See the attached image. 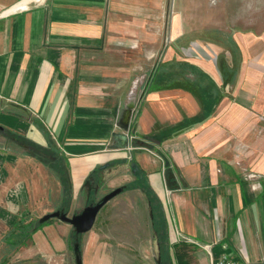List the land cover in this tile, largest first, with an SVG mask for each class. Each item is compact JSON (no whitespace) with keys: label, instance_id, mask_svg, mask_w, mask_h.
<instances>
[{"label":"crops","instance_id":"obj_1","mask_svg":"<svg viewBox=\"0 0 264 264\" xmlns=\"http://www.w3.org/2000/svg\"><path fill=\"white\" fill-rule=\"evenodd\" d=\"M177 1L0 0V126L59 152L71 208L84 190L124 187L88 232L84 264L264 262V37L212 64L185 44ZM16 159L0 147L1 223L39 200L66 206L63 187L19 185ZM72 233L51 219L37 251L9 264L69 248Z\"/></svg>","mask_w":264,"mask_h":264},{"label":"rangeland","instance_id":"obj_2","mask_svg":"<svg viewBox=\"0 0 264 264\" xmlns=\"http://www.w3.org/2000/svg\"><path fill=\"white\" fill-rule=\"evenodd\" d=\"M176 13L179 16L183 37L187 38L185 44H198L199 55H208L212 64L216 62L214 60L215 55L219 54L221 50H224L225 53L223 57H228L229 61L231 58L234 60L235 55L239 53V45L241 47L243 45L248 54L251 52L252 40H262L260 35L264 37V0H178ZM189 36L192 37L190 43ZM31 146L34 144L28 140L24 139L20 143H15L0 133V147L17 157L13 169L18 174L16 177L19 185H22L24 189L45 188L48 189L50 197L54 196L65 182V176L60 167L59 152L53 148L45 149ZM14 170L12 173L15 172ZM102 197V194L91 195L90 201L96 203ZM87 200L89 198L87 199L86 190H84L81 200L73 208H70L69 215L82 211ZM52 206L51 199H44L27 206L26 211H30L34 219H39L50 213ZM103 208L100 210L97 219L103 212ZM99 221L97 223L99 227L95 226L96 230L100 228L101 223ZM8 229L7 225L5 226L0 222V261L7 252L3 233ZM90 234L86 233L80 237L81 249L88 241ZM74 239L75 234L73 232L69 241ZM98 243L104 249L116 250L123 257L129 255L128 245L109 246L96 242L97 246ZM32 245L21 248L20 253L17 252L12 258L34 254L37 250ZM48 251L35 256L33 258V260H37L35 264H74L73 245L71 243L69 248L67 246L66 249L62 248L59 251L52 248ZM119 264H129V261L123 260Z\"/></svg>","mask_w":264,"mask_h":264},{"label":"water","instance_id":"obj_3","mask_svg":"<svg viewBox=\"0 0 264 264\" xmlns=\"http://www.w3.org/2000/svg\"><path fill=\"white\" fill-rule=\"evenodd\" d=\"M131 117V112H129L126 122L127 124L123 127L125 130L128 129V121ZM0 130H3V127L0 126ZM69 183V190L72 192V184L71 180L68 177L67 178ZM167 186L169 188L174 187L172 183L173 182V175L170 172L169 177L167 179ZM87 185H89L87 183ZM124 187H118L107 194H105L97 203H88L82 211L69 215L70 214V208L71 203H69L67 206L62 207L59 210H55L53 212L47 213L43 215L41 218H39V223L44 224L48 222L51 219H58L62 222H65L67 224H70L73 227V232L75 234V239L71 241V244L73 245V258L75 264H84L83 263V255L81 250V242L79 240V237H82L84 234L90 232L96 222L97 216L100 212V210L113 198H115L117 195H119L121 192H123ZM72 196V194H71Z\"/></svg>","mask_w":264,"mask_h":264},{"label":"trees","instance_id":"obj_4","mask_svg":"<svg viewBox=\"0 0 264 264\" xmlns=\"http://www.w3.org/2000/svg\"><path fill=\"white\" fill-rule=\"evenodd\" d=\"M0 133L11 139L15 143H20L21 140L25 138L18 133L13 131H8L6 129L0 130ZM26 140V139H25ZM61 170L63 171V175L65 176V182L63 184V190L66 194V206L71 202L72 196L69 191V183L67 181L66 169L65 166L61 163ZM44 224L39 223V219H31L30 213L26 215H22L18 217L17 220L9 227L8 231L3 233V240L5 245L7 246V252L3 259L0 261V264H9L12 257L19 252V250L23 247L30 245L33 241V234L41 229ZM76 237V236H75ZM81 238L79 237V240ZM81 242V241H80ZM82 246V244H81ZM6 249V248H5Z\"/></svg>","mask_w":264,"mask_h":264},{"label":"built area","instance_id":"obj_5","mask_svg":"<svg viewBox=\"0 0 264 264\" xmlns=\"http://www.w3.org/2000/svg\"><path fill=\"white\" fill-rule=\"evenodd\" d=\"M142 94L144 95V90H141V94H140L139 97H141ZM215 264H264V262H262V263H243V262H240V261H236V260H232V259H229V258H226V257H222Z\"/></svg>","mask_w":264,"mask_h":264},{"label":"flooded vegetation","instance_id":"obj_6","mask_svg":"<svg viewBox=\"0 0 264 264\" xmlns=\"http://www.w3.org/2000/svg\"><path fill=\"white\" fill-rule=\"evenodd\" d=\"M87 188V187H86ZM93 188V187H92ZM91 202H93V201H90V198H89V200H87V203H86V205L88 204V203H91ZM93 203H95V202H93ZM97 203V202H96Z\"/></svg>","mask_w":264,"mask_h":264}]
</instances>
